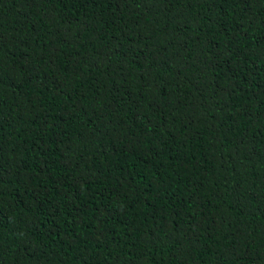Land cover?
Listing matches in <instances>:
<instances>
[{"label":"trees","instance_id":"trees-1","mask_svg":"<svg viewBox=\"0 0 264 264\" xmlns=\"http://www.w3.org/2000/svg\"><path fill=\"white\" fill-rule=\"evenodd\" d=\"M0 264H264V0H0Z\"/></svg>","mask_w":264,"mask_h":264}]
</instances>
